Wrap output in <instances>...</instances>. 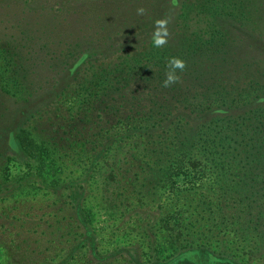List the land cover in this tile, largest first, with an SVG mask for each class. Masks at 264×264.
Instances as JSON below:
<instances>
[{"label": "rangeland", "instance_id": "374dc122", "mask_svg": "<svg viewBox=\"0 0 264 264\" xmlns=\"http://www.w3.org/2000/svg\"><path fill=\"white\" fill-rule=\"evenodd\" d=\"M139 7L146 9L145 15H137ZM165 16L170 21L169 45L193 72L183 77L184 83L190 82L192 77L198 78L202 80H196L198 83L210 86L211 90L212 85L221 83L223 86L217 87L221 92H215L223 98L224 85L238 87L248 80L254 83V92H264V0H174V4H170V0H0V162L9 153L4 146L6 129H23L16 140L22 146L17 156H31L28 159H32L46 182L75 177L82 185L73 190L78 201L81 197V212L92 234L85 240L84 254L78 253L73 259L66 255L63 264L86 263L90 252L105 256L119 252L118 249L125 254L144 252L148 256L158 254L160 258H168L173 248L168 243L167 228L172 231L171 238L175 237V248L182 242L180 239L202 240L201 229L207 226L213 252L219 251L240 264H264V238L248 219L245 220L239 207L232 205V198L216 190L212 170L204 162L198 160L191 166L185 157L176 158L155 188L158 195L156 191L153 194L158 199L146 202L141 210L136 207L138 194L144 186L148 193L155 190L149 184L153 175L147 172L133 175L120 170L128 166L124 164L128 152L140 155L142 140L147 141V138L132 132L126 138L124 124L113 126L112 132L124 137L111 146L89 173L84 170L86 156H78L75 151L60 157L50 153V135H56L52 129L64 119L68 120L70 111H77L79 100L85 96L84 86L95 81L96 77L90 75L96 73L101 60H104L101 63L123 60L132 64L139 51L145 53L141 58L146 62L162 60L160 48L152 46L149 50L142 45L150 41L145 38L152 34L154 20ZM84 50L95 52L92 59H97V64H80L68 70L74 58ZM136 79L140 81L139 77ZM180 87L177 92L192 93ZM135 94L139 99H146L140 93ZM80 106L84 107L85 103ZM257 109L264 113V103L258 104ZM4 175V171H0V182ZM133 176L137 180L130 184L131 191L123 183ZM4 194L0 195V209L17 206L11 211L17 218L5 220L6 213L0 223L6 221L7 227L13 226L19 233L18 240L21 235L29 236L30 240L21 247L9 244L5 249L0 248V264H11L14 257V264H44L53 259L56 247L46 253L48 240L52 239L50 231L53 230V239H57L55 233L65 230L67 216L74 211L57 196L32 194L29 189ZM26 212L30 216H45L36 222L26 215L23 217L22 213ZM232 214L238 219L232 218ZM145 219L153 224V235L149 236L162 240L165 234V245H156L152 250L136 243L139 238L136 223ZM237 223L241 231L237 230ZM29 225H36V232L30 230V235ZM215 230H218V238L213 234ZM67 236L69 234L65 238ZM129 236L134 238L133 243L129 242ZM112 258L109 256L107 260ZM57 262H60L58 258L53 263Z\"/></svg>", "mask_w": 264, "mask_h": 264}, {"label": "trees", "instance_id": "16d2710c", "mask_svg": "<svg viewBox=\"0 0 264 264\" xmlns=\"http://www.w3.org/2000/svg\"><path fill=\"white\" fill-rule=\"evenodd\" d=\"M170 4H174V0H170ZM151 36L152 34L145 38L150 41L147 45H142L143 47H148V49L152 47ZM169 43L159 49L162 60L158 63L144 61L141 56L145 53L140 54L142 51L134 53L137 56L133 58L135 62L132 64L129 61L123 62V60L115 63H101L104 61L101 60V65L98 62L96 73L90 75L91 78L96 77V79L94 82L91 80L88 86H84L85 96L79 100L77 111H70L67 114L68 120L64 119V122L55 126V130L52 129L56 135H50V140H52L50 153L60 157L70 155L75 151L78 156H86L88 160L84 170L89 173L98 164V160L108 154L111 146L124 137V135L114 134L113 126L124 124L126 138L132 132L148 140L145 141L143 138L140 155L133 151L128 152L124 163L128 166L120 172H131L133 175L147 172L148 175H153L149 184L153 187L152 189H155L159 187L168 173V166L176 158L185 157L190 161L191 166L192 164L195 166L200 160L211 168L214 178L212 183L218 187L216 190L230 196L232 205L235 208L239 207V212L243 213L245 220L248 219L250 224L255 226V231L261 234V238H264V113L257 109L258 104L264 103V92L260 94L254 92L255 88L252 87L254 83L248 80L238 87L235 84L224 85V90L221 89L224 94L223 98L215 92L220 91L217 87L221 83L212 85L214 88L212 90L210 86L205 87L203 83H198L202 81L198 78L192 77L190 82L184 83L183 77L193 73L189 65L183 73H180L181 82L183 81L180 85L184 90L192 91L191 94L183 95L177 92L181 87L176 84L168 88L162 87L168 59L173 56L178 57ZM93 56L95 52L90 53L87 50L79 52L68 70H74L80 64L91 66L93 63L97 64V59L93 60ZM123 65L125 68H120ZM123 69H125L124 72ZM138 77L141 82L136 79ZM135 92L146 96V99H139ZM123 99L124 102H122ZM92 100L95 102L92 103ZM138 100L144 101V104ZM81 103H85V106L81 107ZM136 123H138L137 126ZM126 124H131V126ZM22 130L6 129L4 146L7 147L9 153L5 154L0 162V171L3 170L5 173L0 182V195L5 193V196L12 191L29 189L32 194L39 192L47 196H57L63 203L68 204L70 210L74 212L67 216L68 225L64 226L65 230L55 233L57 239H53V230L50 231L52 239L48 240L49 246L46 253L52 251L54 247L56 249H54V255L51 256L53 259H48L44 263L54 264L53 262L58 258L60 262L56 264H63L62 260L66 255L69 259H73L78 253H81V256L84 254L82 248L85 246V240L92 234L85 214L81 212V197L78 201L73 190L80 188L79 185L82 188V185L75 177L64 178L60 181H44L35 169L32 159H28L31 156L27 158L17 156L22 146L16 140ZM155 166L156 169H153ZM134 178L136 179L131 180ZM128 180L131 182H127ZM136 180L137 177L133 176L125 179L123 184L130 188L132 181ZM143 180L147 179L143 178ZM130 190L133 191L131 188ZM155 191L156 189L148 193L144 186L143 191L138 194L136 207L143 209L146 202L157 200L158 192ZM154 192L157 195L153 194ZM183 192L187 193L191 190H183ZM50 198L53 199L52 202L57 203L55 198ZM16 208L17 206L1 207L0 219L6 213L8 216L5 220L16 219V215H11V211ZM207 210L212 211L210 208ZM23 215L36 219V222L41 221L45 216H30L28 212L22 213ZM231 217L238 219V216L234 214ZM5 222L0 223V248L5 249V246L10 245L16 248L21 247L23 243H28L29 236L21 235L18 240L19 233L13 230V226L7 227ZM148 223H150L149 219L136 223L139 237L136 243L142 244L144 249L151 248L152 250L156 245H165V239L163 241V238H166L165 234L164 237L161 236L162 240L160 237L156 238L157 236L154 238L149 236L153 235L151 232L153 224ZM233 223L236 222L233 221ZM235 225L238 231L242 230L238 223ZM187 226L189 229V224ZM28 227L27 232L30 235V230L33 232L36 225ZM191 227L194 228V226ZM167 229V237L170 240L168 243L173 248L168 258H160L158 254L156 258L144 252L133 255L125 254L118 249L119 252H111L105 256L90 252L87 262L80 264H191L190 261L182 259L189 252L195 254V264H240L234 262L231 257L223 256L219 251L213 252L210 249L211 232L208 226L201 229L202 240L180 239L182 242H178L175 248V237L171 238L173 237L172 231L170 228ZM35 232L36 229L33 233ZM67 234L69 237L65 238ZM213 234L216 238L219 237L218 230H215ZM129 237V242L133 243L134 238ZM109 256L113 258L107 260ZM119 257L123 258L120 260ZM12 260L15 262L16 258Z\"/></svg>", "mask_w": 264, "mask_h": 264}, {"label": "clouds", "instance_id": "9594fccd", "mask_svg": "<svg viewBox=\"0 0 264 264\" xmlns=\"http://www.w3.org/2000/svg\"><path fill=\"white\" fill-rule=\"evenodd\" d=\"M138 16H143L146 14V9L144 7H139L136 10ZM170 23L168 17L158 18L154 20V29L151 36L152 46L155 48H163L168 44L170 32L168 28V24ZM166 72L165 79L162 82V87L168 88L174 84L181 82V75L186 68V62L180 57H170L166 63ZM182 259H186L191 262V264H195V254L187 253Z\"/></svg>", "mask_w": 264, "mask_h": 264}]
</instances>
